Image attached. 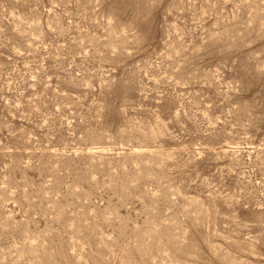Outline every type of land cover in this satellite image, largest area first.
Returning a JSON list of instances; mask_svg holds the SVG:
<instances>
[{
    "label": "rangeland",
    "instance_id": "rangeland-1",
    "mask_svg": "<svg viewBox=\"0 0 264 264\" xmlns=\"http://www.w3.org/2000/svg\"><path fill=\"white\" fill-rule=\"evenodd\" d=\"M0 264H264V0H0Z\"/></svg>",
    "mask_w": 264,
    "mask_h": 264
}]
</instances>
